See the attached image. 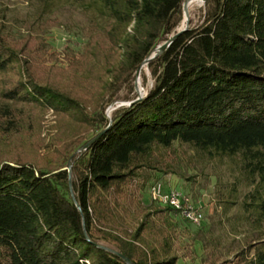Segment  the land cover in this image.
<instances>
[{"label": "trees", "instance_id": "obj_1", "mask_svg": "<svg viewBox=\"0 0 264 264\" xmlns=\"http://www.w3.org/2000/svg\"><path fill=\"white\" fill-rule=\"evenodd\" d=\"M183 1L81 0L93 34L66 67L45 65L57 57L47 43L9 40L0 24V264H126L98 244L131 264H177L180 214L146 203L140 180L143 169L169 172L160 150L174 144L230 160L252 187L244 210L264 221V0H206L202 21L148 62L146 95L116 106L109 124L108 106L123 85L124 100L136 97L135 72ZM26 108L53 110L55 131L42 136ZM211 264H264V234Z\"/></svg>", "mask_w": 264, "mask_h": 264}, {"label": "rangeland", "instance_id": "obj_2", "mask_svg": "<svg viewBox=\"0 0 264 264\" xmlns=\"http://www.w3.org/2000/svg\"><path fill=\"white\" fill-rule=\"evenodd\" d=\"M204 4L205 2L190 8L189 26L202 21ZM183 16L181 8L178 25ZM95 19L93 6L82 5L81 0H0V24L8 39L23 43L27 36H31L36 42L39 39L47 43L43 49L45 55L57 54L55 60L43 62L47 66L66 67L67 51H72L78 57L88 36L93 34L91 24ZM58 76L61 75L55 78L62 80ZM62 78L65 82L66 77ZM139 79L145 96L153 84L147 65L142 66ZM134 80L135 78L133 88ZM117 94L120 97L117 102L127 101L123 97L129 94V89L123 85ZM26 109L39 117L42 136L47 137L55 131L57 116L53 110ZM160 153L169 164V172L148 169L141 171L140 180L145 184L144 201L151 206H160L150 193V186L160 181L165 192L176 189L189 196L203 214L199 226L175 214L182 234L179 236L180 241L176 243L179 254L177 264H211L232 258L235 251L244 244L245 237L256 235L257 232L264 234V221L258 222L256 215L245 211L243 207L252 187L242 179L230 160L209 159L204 153L186 144H174L170 149L160 150ZM233 188L237 190L236 203L227 204L225 200L229 199ZM187 251L189 255H186Z\"/></svg>", "mask_w": 264, "mask_h": 264}, {"label": "water", "instance_id": "obj_3", "mask_svg": "<svg viewBox=\"0 0 264 264\" xmlns=\"http://www.w3.org/2000/svg\"><path fill=\"white\" fill-rule=\"evenodd\" d=\"M191 1V0H184L182 2V11H183V14H186L187 16L189 15L188 14V11H187V4L188 2ZM203 3L206 1V0H202ZM189 27V18H187V21L184 25H178L176 28H174L171 33L168 35L167 39L164 40L163 42H161L159 45H157V47L152 51L151 54H149L145 59L144 61L142 62V64L140 65V67L136 70L135 72V80H134V90L136 92V97L132 100H128V101H119V102H114L112 103L108 109L106 110V115L109 119V124L111 123V118H110V113L111 111L116 107V106H120V105H131L132 103H134L135 101L137 100H140L142 99L144 96H143V91H142V87H141V90L138 88V79H139V75H140V71H141V68L143 65H147L148 62L155 58L157 55L161 54L171 43L172 41L180 34L182 33L183 31L187 30ZM103 133V131L98 134L97 136H95L91 141H89L87 144H85L81 150L83 149H86L94 140H96L101 134ZM67 172H68V186H69V190H70V195H71V198L73 200V202L75 203V205L80 208L79 204L77 203L76 201V198H75V195L73 193V190H72V182H71V163H69L68 167H67ZM83 220V219H82ZM85 231V230H84ZM99 247L105 249V250H108L116 255H118L120 258H122L126 264H131L130 260L122 255L120 252H118L117 250L113 249V248H110L108 246H105V245H101V244H98Z\"/></svg>", "mask_w": 264, "mask_h": 264}, {"label": "built area", "instance_id": "obj_4", "mask_svg": "<svg viewBox=\"0 0 264 264\" xmlns=\"http://www.w3.org/2000/svg\"><path fill=\"white\" fill-rule=\"evenodd\" d=\"M150 193L153 200L173 208L191 224L195 226L201 224L203 214L189 196L176 189L165 192L160 181H156L150 186Z\"/></svg>", "mask_w": 264, "mask_h": 264}, {"label": "bare ground", "instance_id": "obj_5", "mask_svg": "<svg viewBox=\"0 0 264 264\" xmlns=\"http://www.w3.org/2000/svg\"><path fill=\"white\" fill-rule=\"evenodd\" d=\"M202 3H203L202 0H191V1H189L188 4H187V11H188V14H189V10H190L191 7H193V6H195V5H199V6H200ZM193 8H194V7H193ZM188 17H189V15L187 16L186 14H184V16H183V18H182V20H181L180 25H184V24L186 23ZM137 85H138V88L141 90L140 79H138V83H137Z\"/></svg>", "mask_w": 264, "mask_h": 264}]
</instances>
